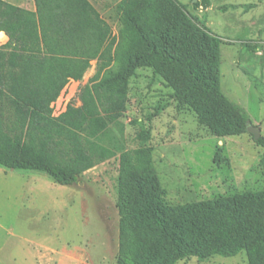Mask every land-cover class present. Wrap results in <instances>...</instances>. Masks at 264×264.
<instances>
[{
    "label": "trees",
    "instance_id": "16d2710c",
    "mask_svg": "<svg viewBox=\"0 0 264 264\" xmlns=\"http://www.w3.org/2000/svg\"><path fill=\"white\" fill-rule=\"evenodd\" d=\"M35 3L31 12L0 0V31L10 41L16 35L43 41L54 58L37 60L48 70L34 75L26 60L19 62L18 54L0 48V165L74 185L85 171L120 151L118 264H176L242 251L249 264H264V190L167 206L158 197L160 180L150 148L123 150L115 132H124L120 119L128 80L143 65L164 75L178 100L215 135L247 132L250 116L221 88L219 40L188 21L175 0L121 2L123 21L136 30L146 53L125 36L118 38L90 0ZM94 59L96 72L78 94L81 104L69 102L54 115L52 104L62 90L71 79L82 80Z\"/></svg>",
    "mask_w": 264,
    "mask_h": 264
},
{
    "label": "rangeland",
    "instance_id": "374dc122",
    "mask_svg": "<svg viewBox=\"0 0 264 264\" xmlns=\"http://www.w3.org/2000/svg\"><path fill=\"white\" fill-rule=\"evenodd\" d=\"M91 1L118 38L125 36L146 53L136 30L123 21V0ZM175 1L188 21L219 40L221 88L246 110L262 140L250 131L215 135L178 100L164 75L143 65L128 80L120 119L124 132L115 128L118 142L123 150L150 148L158 197L167 206L264 190V0ZM96 69L93 62L80 83L62 90L52 104L54 115L69 102L81 104L78 94ZM120 153L85 171L74 185L0 165V264H118ZM176 264H249V259L242 251Z\"/></svg>",
    "mask_w": 264,
    "mask_h": 264
},
{
    "label": "crops",
    "instance_id": "0c3cea01",
    "mask_svg": "<svg viewBox=\"0 0 264 264\" xmlns=\"http://www.w3.org/2000/svg\"><path fill=\"white\" fill-rule=\"evenodd\" d=\"M8 2L31 12H35L37 10L35 0H11ZM94 6L96 7L95 4ZM98 11L103 16L102 11L100 9H98ZM0 48H2L4 52L7 53V55L11 53L18 54L19 57L17 59L19 62H23L24 60H26L29 64L27 70L29 71V73H33L34 75H44L48 70L47 67L37 66L36 64L37 60L50 61V59H54V58H50V56H52L51 53L46 52L43 41L41 42H38L37 40L24 41V39H18L17 35L13 40L10 41V36L5 31H0ZM93 62H95L97 65V59L91 61V66ZM16 70L21 71L20 68H16ZM85 75L86 73L84 74V77ZM81 81L82 80L76 81L74 79H71L68 84L80 83Z\"/></svg>",
    "mask_w": 264,
    "mask_h": 264
},
{
    "label": "water",
    "instance_id": "95a60500",
    "mask_svg": "<svg viewBox=\"0 0 264 264\" xmlns=\"http://www.w3.org/2000/svg\"><path fill=\"white\" fill-rule=\"evenodd\" d=\"M248 131L254 134L255 139H258L261 135V130L258 126L249 124L247 127Z\"/></svg>",
    "mask_w": 264,
    "mask_h": 264
}]
</instances>
